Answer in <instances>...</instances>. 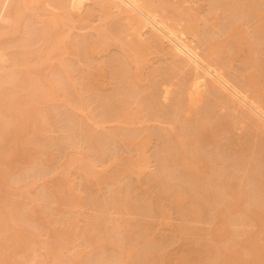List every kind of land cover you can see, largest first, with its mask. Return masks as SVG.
Wrapping results in <instances>:
<instances>
[{"label":"bare ground","instance_id":"obj_1","mask_svg":"<svg viewBox=\"0 0 264 264\" xmlns=\"http://www.w3.org/2000/svg\"><path fill=\"white\" fill-rule=\"evenodd\" d=\"M217 2L226 16L223 24L218 23V18L214 19L216 24H212L216 29L211 28L212 32H207L200 25V22L204 23V18L199 17V13L196 14V11L200 10L204 4L199 5L200 8L198 7L197 10L196 4H192L190 0H0V204L2 197H5L3 188L12 183L14 187L16 185L14 188L16 196L25 200L23 206L27 203V206H30L24 213L38 217L37 208L31 204L34 201L38 202L40 196L42 198L43 193L36 184L39 181L44 182L49 172L63 174L62 180L59 179L56 182V189L63 185V180H67L71 167L82 171L81 178L88 181L87 173H91L95 163L93 158L87 154L86 149L59 150L61 155L55 158L54 150H52L54 140L45 137L48 130H41V126L52 129L54 123L57 122V116L65 117L66 113L68 115L66 109V111L53 114L56 99H58V104L68 106L71 104V97L73 99L74 96H72V91L80 92L81 95L85 92L84 88L89 89L93 83L94 86L97 85L93 80L88 82L89 87L87 84H80L85 81L84 77L87 75L83 70L85 67H82L83 69H80L85 74L82 78L84 81L80 79L77 87V84L70 79L74 72V69L70 67L74 63L68 59L64 60L62 56L69 55L73 51L76 57L78 55L81 57L78 59L84 63L83 65L88 67L90 63L91 67L95 51L105 49L110 44L119 43L117 46L123 58L132 60L131 62L137 67L141 65L139 63L148 60L147 57L155 53L162 57L163 65L160 63L159 67L156 66L158 68H155V72L163 78V86H165L163 99L167 101L171 97L170 100H172L169 108L163 107V120L173 124L176 119L177 123L184 124L182 130L175 128L173 130L174 139L179 141L181 149L167 158L176 165L179 163L177 165L179 168L176 169L179 174L190 177V182L186 185L182 177L177 176L175 185L162 186V190L166 191L169 206L177 210L182 222L192 219L209 225L208 235L211 245L209 244L208 253L202 258V263L264 264V50L257 49L260 42L264 45V22H262L264 18L261 17L260 22L256 21L252 28L245 25V21H247L246 24L249 23L248 18L249 20L257 17L260 19L264 0H217ZM205 7L210 8L208 5ZM86 8L90 9L85 11ZM89 21L95 22L91 24V28L89 27L91 33L93 32V38L76 35L78 38L75 36L73 40H67L70 28L76 25L74 23H80V26L86 27ZM211 26L210 24L209 27ZM248 29L250 32L247 31ZM11 35H17V37L15 39L7 37ZM129 39L130 42L127 41ZM8 44H12L13 49L8 46L11 50H6L5 47ZM61 45L67 47L62 51ZM241 48L247 53L246 56L243 55V58L240 55ZM73 54L70 56H74ZM118 56L116 55V59L110 61L111 64L115 61L113 63L115 64L118 60L119 69L113 64L110 68H116L118 71L122 68V75L131 67H127V63L122 62L125 60L121 58L122 56L120 57L122 60L117 59ZM237 61L239 65H236ZM116 69L113 72H116ZM95 71L97 73L99 69L96 68ZM62 73L66 79L64 81L60 78ZM69 73H71L70 77ZM176 74H182V80L181 77H179L180 80L177 78L180 81H177L179 84L175 81L174 87L176 88H172L177 93L173 94L168 88L172 86L173 79L177 77ZM124 76L125 74L121 77L124 78ZM133 78H128L130 79L128 81L134 80ZM160 79L158 80L161 83ZM128 84L129 86L122 85L123 87L119 84L123 92L120 93L124 94V89L126 91L133 88V83L131 86L130 82ZM164 84L170 86L166 88ZM153 86L155 85L152 84ZM148 88L153 91L150 85ZM78 97L83 98V96ZM150 98L156 99L154 96ZM76 99L78 100L77 97ZM121 104L124 103L121 102L118 105ZM48 105L49 108H47ZM84 107L87 108L86 111L89 109L86 105ZM175 107L179 112H176ZM219 107H225L229 111L225 116L227 120L223 122L224 126L231 125V123H248L250 127L246 126L248 128L246 130L249 132L241 138L242 140H236L239 146V150L236 151L237 155L225 158L228 165L224 166L227 170L224 178L215 179L213 177L215 170L212 167L210 169L212 174L203 181L202 178L199 179L203 175L202 171L190 165L189 155L196 154L198 150L197 147L188 149L193 141L186 135L189 132L193 135L192 130L195 132L208 131L210 126L208 124L215 121V115H212L211 111ZM120 108L122 119L119 121L129 120L127 115H140L138 110H135L133 114L130 110ZM180 110L186 115L183 118ZM87 112L90 114V109ZM156 114L159 115V113ZM177 115L178 118H176ZM89 117L96 122L94 113H91ZM70 121L76 127H80L78 120L71 119ZM84 132L87 136L96 139L93 149L101 147L103 139L115 141L114 139L121 136L119 132L109 133L107 131L105 132L107 136L103 138V136L90 135L88 130ZM146 134L148 136L147 132ZM147 136L144 135L141 139L143 142L140 140L136 144L134 139L127 135V145L136 144L137 149H134L140 152V147L147 145V142L145 143ZM169 136H162L160 150L163 142L165 144L172 140ZM195 139L199 141L200 137L195 136ZM208 140L209 138L205 140L204 135L202 136V142ZM251 142L253 143L252 150L247 153ZM34 153L37 156L32 159ZM141 153L137 154L139 157H136V161H134L135 157H131L133 161L130 159L131 161L129 160L127 164L125 162L128 159L123 161L126 167L124 166L122 173H141V168L143 169L141 164L145 158ZM258 153H262L261 160L247 163L245 156H249L251 160V157H256ZM13 162H20L21 167H15ZM51 163L55 166L52 170L50 169ZM23 164L28 166L22 167ZM248 167L255 171V176H252L250 183L247 181L246 185L241 183L239 172L241 168L248 169ZM12 170L15 171L16 177L12 173V178H10ZM31 189H34L32 194ZM66 189L72 194L63 196L60 200L57 198L59 201L57 203L66 206L64 213L69 214L83 201L81 199L76 201V194L69 183L66 184ZM26 193L34 199L26 196ZM36 197L39 198L36 199ZM93 205L99 208L98 202ZM20 206L17 204L0 206V264L6 262L3 253L10 248L14 249L15 246L18 248L22 246L25 254L28 252V256L25 255L26 258L23 261H15L16 264H50L49 260L59 256L63 251H71V248L75 250L72 246L66 247L69 240V226H63L62 229L57 227L61 230H56L55 226L56 235L53 236V240L50 243L40 242V245H36V230H38L36 228L39 226L33 225L32 227L25 226V224L21 226L19 220L24 214L16 210ZM142 210L144 213L159 212L163 215L158 198L146 202ZM101 220V214L89 219L87 227L82 231L83 233L81 232V237H84L82 238L83 243L92 245L97 251L102 248L101 244L108 238L110 246L117 245V242H114L108 235L111 229L107 230V227L103 229ZM21 228L26 230L25 238L20 231ZM189 231L191 232L190 227L184 228L183 226L179 230L185 234ZM123 238L130 248L129 260L137 264H148L150 260L156 258L157 243L151 242L140 251L138 249L133 259V253L136 252L133 247L134 239L128 232L123 235ZM118 247L119 252H122V245L118 244ZM64 248L66 249L63 250ZM97 254L98 252L93 255L98 257L99 254ZM108 255L109 253L105 257ZM80 257L84 264H91L90 261L85 262L83 256ZM59 258L62 260L61 257ZM109 258L111 254L107 257ZM52 262L57 264V258L55 262ZM62 262L65 261L62 260Z\"/></svg>","mask_w":264,"mask_h":264},{"label":"rangeland","instance_id":"obj_2","mask_svg":"<svg viewBox=\"0 0 264 264\" xmlns=\"http://www.w3.org/2000/svg\"><path fill=\"white\" fill-rule=\"evenodd\" d=\"M190 1L192 4H196L197 10L199 5L202 6L204 4L203 5L204 7L202 6L204 10L201 7V9L198 10L199 12L196 11V14L199 13L198 16L204 18V20L206 21V23L205 21L204 23L200 22L201 28H203L204 31L212 32L211 28L216 29L213 24H216L215 20L217 18H218V23L223 24L222 22H224L226 13L222 12L221 7L219 6L217 0H193V1L190 0ZM205 3L210 8L207 9V7H205L207 6ZM220 5L222 6V3H220ZM211 8H213V10ZM262 8L264 9V6ZM87 9L89 10L90 8H86L84 10L88 11ZM263 9H262V13H260L261 16H259L260 19L257 17V18H253L254 20L253 19L249 20L248 18L249 23L246 24L247 21H245V25H248L247 27L252 28L254 27L253 25L256 24V21L258 22L262 21L261 17L264 18ZM262 22H264V20ZM92 23L95 24V22L92 21L88 23L87 24L88 26L86 25V27L82 25L80 26V23L78 24L74 23L76 25H73L70 28L67 40H73V37L75 38L76 35L77 36L80 35L79 37L82 36L84 38H86V36L87 38H93V34H92L93 32L91 33V30H89V27L91 28ZM210 24L212 25L211 27H209ZM202 25H204L205 28ZM83 28H87V29L84 30ZM249 30L250 29H248L247 31ZM71 34H73V36ZM91 35L92 37H89ZM7 37L15 39L17 35L15 36L11 35ZM123 40L126 41L125 39ZM127 41L130 42V39ZM114 44H110L106 46L105 49L103 48L102 50L100 49L95 51L93 54V61H91V64L93 63L91 67L89 62H88L89 65L86 64L88 65V67L83 65L84 63L78 59L80 56L78 55V57H76V54L74 55L73 51H71L69 55L67 54L62 56V58L64 57V60L68 59L74 63V65L70 67V69L72 70L74 69L73 73L71 72L72 70H70L73 77L71 73H69V77L71 75L70 79L71 81L75 82V84H77V87H78V83H80V79H82L83 76H85L84 73H87V75L85 76L86 78L84 77L85 81L82 79L84 82H81L80 84L84 83V85L87 84L88 86V82L89 81L92 82L93 80L97 85L94 86L93 83L92 87H95V89L94 88L92 89L91 87L92 84L90 83L91 85L89 89L85 90L84 88L85 92L82 93L84 95L82 94L80 95L79 94L80 92L74 93V91H72V96L74 95L73 96L74 101L71 97V101H70L71 104L68 106H63L61 104H58L57 103L58 99H56L53 105L55 106V109L53 110V114L67 110L68 115L66 113L65 117L57 116L58 117V118L56 117L57 122L54 123L52 129H49L48 127H44L43 125L41 126V130H48L47 133L45 134V137L52 138L54 140L53 142L55 144H53L54 146L52 150H54L53 153H55V158L57 157V155H61V153H59V150H65L68 148L69 149L72 148L71 150L73 149L75 150L77 148L86 149L87 154L91 156V158H93L95 165L96 166L98 165L97 167H95L94 165L91 173H87L88 181H85L84 179L81 178L83 176L82 171L78 170L76 167H71L68 172L67 180L66 179L63 180V185L60 188L56 189L55 188L56 182L59 181V179L62 180L63 174L57 172L55 173L53 171H52L53 173L49 172L44 182L39 181L38 184H36L38 185L37 187L39 188V190L42 191L43 193L42 198L41 196L40 198L36 197V199L39 198L40 201L38 199V202L34 201L31 204V206L37 208L38 217H36V215L24 213L30 206H27L28 203L26 206H23V204H25V200L16 196V193L14 191L16 185L14 187V184L12 183H10V186L3 188L5 197L4 198L2 197L3 200L0 206L5 207L12 204L21 205L20 207H18V209H16L17 211L22 212L24 214V216L21 217L19 220L21 226L22 224H25V226L30 225L32 227H34L33 225H35V227L39 226L38 228H36L38 229L36 230V238H37L36 239L37 244L35 242L36 245H40V242L44 244L50 243L53 240L52 239L53 236L56 235L54 231L55 226L56 228L61 227V229L63 228V226L66 227L69 226L68 229L69 240L68 243L66 244V247L70 248L69 246H72L75 248L76 251L72 250V248L71 251L65 250L66 248H64L63 250L65 251H63L62 254L53 257L49 260L50 264L52 261L55 262L56 258H57V264H60V262L61 264H65V263L84 264L83 263L84 261L81 260L80 256H83L85 262L90 261L91 264H137L132 260L128 259L130 248L128 247V244L125 243L123 238V235L126 234V232H128L134 239L133 247H135L136 252L133 253V259H135L138 249L140 251L141 249L145 248L147 245L151 244V242H155L157 243L156 258L150 260L148 264H204L202 263V258L207 255L209 244L211 245L208 235L209 225L207 223L195 221L192 219H188V221L182 222L181 215L177 212V210L174 207L169 206L167 200V193L164 189L162 190V186L175 185L177 183L175 180L177 176L182 177V181H184L186 185L190 182V177L185 176L184 174L182 176L177 172L176 169L179 168L177 167L179 163L176 165L175 162L170 161L167 158L173 156L176 153V151H179L181 149V145L179 146L178 144L179 141L174 139L173 130L174 128L182 130L184 124L177 123L176 119L173 124L170 121L163 120V116H162L163 107L169 108V106L171 105L170 102H172V100H170L171 97L167 99V101L163 99V89H165V86H163V81H162L163 78L162 76H160L158 73L155 72L156 66L159 67L160 63L161 65H163L162 64L163 60H161L162 57H160L159 54L156 55L155 53L151 56H148L147 57L149 58L148 60L139 63L142 66L138 64L139 66L137 67L135 63L131 62L132 60L130 61L128 59L129 60L128 61L127 59H125V57L123 58V56L121 55L122 52H120V49H118L119 43L118 44L116 43L118 46ZM65 45H61L62 51L67 47V46L65 47ZM259 45L260 46L257 47V49L264 50L263 42L262 43L260 42ZM8 46L9 48L13 49L12 44L10 45L8 44L5 47L6 50L9 49ZM119 48H121V46ZM72 54L74 56H70ZM118 54L120 56H118ZM116 55L118 56L117 59L120 60L125 59L122 62H126L127 67H131L130 68L131 71L129 68H128L129 70L127 69L128 71L126 72L127 74L123 73L121 75V73L123 72L121 71L122 68L120 69V71H118L119 69L118 67L119 64L117 63L118 60L116 61L115 64H113L115 61L114 62L112 61L113 66L117 67L118 69L111 67L113 70L116 69L118 72L117 71L113 72V70H111L110 66H112V64L110 60H114ZM240 55L242 58L247 55V53L244 51L243 48H241ZM136 61L137 59L135 60V62ZM109 63L111 65H109ZM238 63L239 62L237 61L236 65H239ZM99 65L100 67H97ZM74 66L75 68H73ZM94 66L97 69H99L100 72L99 71L97 72L99 75L96 73L95 71L96 68ZM82 67L85 68L83 69ZM142 67L144 68V70ZM80 68L84 70V73ZM87 68L89 69L87 70ZM124 74L125 76L124 78H122ZM157 74L159 75V78H157L158 77ZM61 75L62 76H60V78H62L63 81L66 80L63 77V73ZM181 75L182 74L177 75V77L173 79L174 82L171 81L174 85L171 82L168 83L169 84L171 83L172 86H170L169 84L168 86L164 84L166 85V88L170 86L168 89L171 90V93L173 94L177 93L174 90V88H176L174 86L176 83L180 82L178 81V79L179 77H181ZM128 78H133L134 80L128 81L130 80ZM153 78H154V82H155V78H157L156 79L157 82H155L156 84L154 82L152 83ZM124 79H126L127 82L126 80L124 81ZM158 79H160V81L162 82L160 83ZM119 81L122 84L119 83ZM129 82H130V86L132 83L134 84L132 86L133 88L130 90L127 89L128 91H130L129 94L128 93L125 94V92L128 91L127 90L125 91L124 89V94H122L123 92L121 91V86L122 85L129 86L128 84ZM80 84L79 87H81ZM152 84L155 86L152 87ZM149 85L150 88H153V91L152 89H150L151 91L149 90L148 88ZM156 86L157 89L154 90ZM133 89L134 91H132ZM78 96H83V98L85 97L84 98L85 100L80 97V99L83 100L78 101L80 100ZM153 96L156 97V99L150 98ZM76 97L78 98V100L76 99ZM121 102L124 104H121L119 106L118 104H120ZM84 105L88 106L92 114L94 113L96 122L90 119L89 116L91 113L89 114V112H87L89 111V109L86 111L87 108L85 109ZM120 107L128 111L130 110V112L133 114L135 110H138L140 111V115L139 116L137 115L138 117L134 115L132 116L127 115L130 118L129 120H127L128 118L127 117L125 119L127 120L126 122L119 121L120 119H122V116L120 118L121 115ZM47 108H49V105L47 106ZM155 112L159 113L160 116ZM176 112H179L177 108H176ZM211 113L212 115L213 114L215 115V121L213 123L210 122V124H208V126L210 125L208 131L195 132L194 130L191 129L193 135H191L190 132L186 135L190 140L194 142V143L192 142L190 147L188 146V149L197 147L198 150L196 154L189 155L191 160L190 165L202 171L203 175L199 179L202 178L201 180L203 181H205L206 178L209 177L208 175L212 174V172L210 171L212 167L215 170L213 172V177L215 179L220 180L224 178V176L226 175L225 173L227 172L226 168L224 167L227 164L225 162V158L234 157L237 155L236 151L239 150V146H238V141L236 140L239 141L242 140L241 138L245 134L247 135V132H249L247 131L248 128H246V126L250 127V124L248 123H242V124L231 123V125L224 126L223 122L227 120L225 116L229 113L228 109H226L225 107L223 108L219 107V109L213 110L211 111ZM180 115L182 118L186 116L184 112H182V110H180ZM176 118H178V115ZM71 119L78 120L80 127H76L75 125H73V123L70 121ZM84 130H88L90 135L94 134L95 136H101V137L103 136V138L104 136H107V134L105 133L107 131L109 133L119 132L121 133V136L119 135L116 139H114L115 141L103 139L102 146L101 147L97 146L98 149L95 148L93 149L94 140L96 139L87 136ZM187 131H189V129ZM146 132L148 133V136ZM127 135L130 138L134 139L136 144L137 141L139 142L141 139H143L144 135L147 136V140H145V143L147 142L146 143L147 145L146 146L143 145L140 147V150L142 151L145 157L143 164H141L143 166V169L141 168V173H136V174L122 173L124 170L123 169L124 166L126 167V164L129 162V160L135 157L134 161H136L137 160L136 157L139 155L138 153H141V151L137 152V150H135L137 149L136 144L135 145L130 144L132 145V147L130 145H127ZM164 135H170L169 137L172 140L170 142L167 141L165 144L163 142V147L160 150V145L162 144L163 141L162 136ZM203 135L205 140L207 138H209V140L206 142H202ZM195 136H199L200 140L198 141L197 139H195ZM141 142H143V140H141ZM210 143L212 144L210 145ZM142 147H144V149ZM252 147H253V143L251 142L248 145V149H247L248 151L246 152L248 153L249 150L251 151ZM34 156H37V154L34 153L32 159L34 158ZM261 157H263L262 153H258L256 157H251V160L249 156H245L244 158L248 163V162H252L253 160L255 162L261 160ZM18 160L20 162L22 161L20 159ZM123 161H126L125 162L126 164L123 163ZM13 163H14L13 165H16L15 167L17 166L21 167V165L19 166L18 162H13ZM21 163H23V161ZM52 164L54 163H51V165ZM25 165L23 164L22 167L28 166L27 164ZM175 165L176 167H174ZM52 167L55 168V166L52 165L50 168L51 170L53 169ZM50 169L49 171H51ZM233 170H235V168H233ZM240 170L241 171L239 172V177L241 179V183L247 185L249 180H251L250 178H252V176H255V171L251 170V168L249 167L248 169L241 168ZM46 171H48V169ZM14 172L15 171L10 173L11 175L10 178H12V173L13 176L16 177V174L14 175ZM175 172H177L178 174ZM12 180L13 179H11V181ZM67 183H69L70 186L73 187L74 193L76 194V201L78 200L80 201V199L81 201H83V203L82 202L80 203L81 205H77V207L74 208L72 212L69 214L64 213L65 208H67L66 206L64 207L63 204L57 203L59 202L57 201L58 199L60 200V198L62 199L63 196L65 197L66 195L72 194V192L70 191L68 192L66 189ZM40 191L39 194L41 193ZM30 192L32 194L34 192V189H31ZM26 196L34 199V197L29 196V194L27 193ZM155 198L160 199V208L161 210L163 209V215H161L159 212L144 213V211L142 210L146 202ZM96 202L99 203V208L94 207L93 204ZM98 214L102 215L101 225L103 226V229L105 227L108 228L107 230L111 229L108 235L113 239L114 242H117V245L110 246L109 238H108V240H105L101 244L102 248L97 251L92 245H87L83 243L84 241L82 240V238L84 237H81V232L87 227L88 220L98 216ZM182 226L184 228L190 227L191 232L189 231L186 234L179 232ZM59 228H57L56 230H61ZM20 231L23 234V238H25L24 237L26 235L25 228H21ZM118 244L122 245L123 247L122 252H119ZM39 251L41 252V250ZM96 252H98L99 254V255L97 254L98 257L95 256L96 254L93 255ZM5 253L7 255H5ZM107 253H109V255L111 254V258L107 259L109 255L105 257ZM3 254L5 256L4 258L5 259L4 261H6L4 262L5 264H16V262L23 261L24 258H26L25 255L28 256V252L25 254V249H22V246L19 248L15 246L14 249L10 248V250H6ZM70 256L72 260H70L71 259ZM59 257H61V259L65 262L63 263Z\"/></svg>","mask_w":264,"mask_h":264}]
</instances>
